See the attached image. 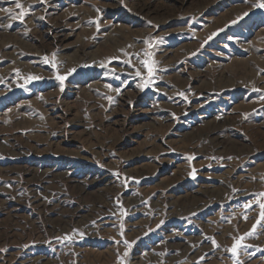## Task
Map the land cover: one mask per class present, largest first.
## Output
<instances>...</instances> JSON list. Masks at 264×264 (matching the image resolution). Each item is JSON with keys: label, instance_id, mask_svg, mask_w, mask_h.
Here are the masks:
<instances>
[{"label": "rangeland", "instance_id": "1", "mask_svg": "<svg viewBox=\"0 0 264 264\" xmlns=\"http://www.w3.org/2000/svg\"><path fill=\"white\" fill-rule=\"evenodd\" d=\"M16 3L0 0V264H264L259 0Z\"/></svg>", "mask_w": 264, "mask_h": 264}, {"label": "snow or ice", "instance_id": "2", "mask_svg": "<svg viewBox=\"0 0 264 264\" xmlns=\"http://www.w3.org/2000/svg\"><path fill=\"white\" fill-rule=\"evenodd\" d=\"M16 7L21 10L20 13H19V16L20 17H23L25 15V13H24V10H23V5H21L19 3V0H17ZM254 7L260 8V9H264V0H259V3L255 4ZM12 18L13 19H16L17 17L16 16H13ZM146 55H147V53H146ZM45 59H47V58H45ZM141 63L147 69V73L151 77L152 74H153V68L150 65L149 61L148 60H143V61H141ZM137 74L139 75V73H137ZM35 78L36 77H29V79H35ZM57 79L63 81L65 79V77L58 75L57 76ZM259 196L260 197H264V193H260ZM245 207L247 208V207H249V205L248 204H245ZM258 207L261 209V211H260V214H259V218L256 220V224L253 226V229H252L253 232H255L256 226L261 225V221H264V203L259 204ZM244 219H247V215H245ZM261 226H264V225H261ZM244 239H245V237L244 236H241V237H239V239L236 240L235 245L231 249V251H232L233 254L236 253L238 247L242 246L241 242ZM213 243H215V241H213Z\"/></svg>", "mask_w": 264, "mask_h": 264}]
</instances>
